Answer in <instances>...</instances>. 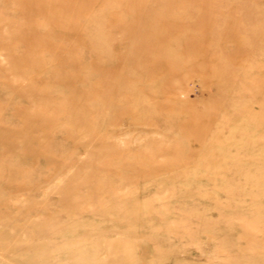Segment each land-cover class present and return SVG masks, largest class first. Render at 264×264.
<instances>
[{
  "label": "rangeland",
  "instance_id": "374dc122",
  "mask_svg": "<svg viewBox=\"0 0 264 264\" xmlns=\"http://www.w3.org/2000/svg\"><path fill=\"white\" fill-rule=\"evenodd\" d=\"M73 1L0 0V264H264V0Z\"/></svg>",
  "mask_w": 264,
  "mask_h": 264
},
{
  "label": "bare ground",
  "instance_id": "6f19581e",
  "mask_svg": "<svg viewBox=\"0 0 264 264\" xmlns=\"http://www.w3.org/2000/svg\"><path fill=\"white\" fill-rule=\"evenodd\" d=\"M73 2V5H78L79 7V4L81 3V1H76L74 0ZM72 3H70L71 5ZM133 10H136V8H133ZM132 10V11H133ZM230 31L231 32V29H226V32ZM169 36L173 35L174 36V33L171 32V31H168L166 32ZM25 33L21 34L18 36L19 39L23 40L26 36H24ZM11 44V43H9ZM186 50H187V53L189 54H186V52H179V56H182V54L184 53L185 55L183 57H187L189 58L190 55L193 53L192 50H193V46H192V43L189 44L187 47H186ZM27 53H29L28 55H30V58L29 60H25L24 62H21L20 60L25 56L27 55ZM182 53V54H180ZM76 55V53H70L69 56L67 55L65 57V61L63 63H67V60L69 59H72V58H75L74 56ZM8 56L10 57V66H9V69L7 71V73L10 75V76H13L16 80V83L18 84V86H16L17 90H19L21 92V95L23 96V98L25 99H28V102L30 104V109L33 111V113H36L37 112V97H36V91H37V83L35 82H31L29 81V83L27 85H22V81H25L27 80L28 78L30 77H34L36 75V71H37V67L39 66V62H37V56H41V54L37 53V50L35 51V49L31 50V51H25L24 52H16V51H10L8 52ZM146 58H138L137 60V70L138 71H144V69H147L145 68L146 65H147V62H146ZM13 62V63H12ZM148 66V65H147ZM152 68H148V71L151 73V74H156L157 72V68L155 66H151ZM15 86V85H14ZM40 106V105H39ZM42 107H45V108H51V106H49L48 103H43L41 105ZM44 108V109H45ZM80 108V104L77 100L74 101L73 103V106H72V114H71V118L75 119V118H78L79 117V109ZM30 110V111H31ZM51 110V109H50ZM52 111V110H51ZM31 122V121H30ZM72 125V124H70ZM69 125V126H70ZM34 126V125H33ZM79 128L77 130H79L81 132V126H78ZM75 129V128H74ZM28 148L25 150V151H22L24 149H20L21 154L22 156H25L27 155L31 149V146L32 144L28 143V142H24ZM16 147V145H15ZM18 153L20 154V152L18 151ZM247 236H242V238H246ZM15 253H17L15 251ZM17 256H19L20 258H22V260H25V258L21 257L19 252L17 253Z\"/></svg>",
  "mask_w": 264,
  "mask_h": 264
}]
</instances>
